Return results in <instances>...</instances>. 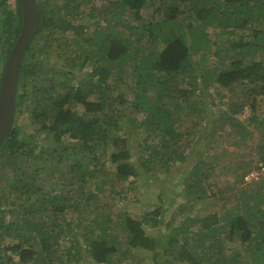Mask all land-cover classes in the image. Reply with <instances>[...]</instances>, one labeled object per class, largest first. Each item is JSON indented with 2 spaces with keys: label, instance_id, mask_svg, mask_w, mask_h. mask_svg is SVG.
Listing matches in <instances>:
<instances>
[{
  "label": "trees",
  "instance_id": "trees-1",
  "mask_svg": "<svg viewBox=\"0 0 264 264\" xmlns=\"http://www.w3.org/2000/svg\"><path fill=\"white\" fill-rule=\"evenodd\" d=\"M94 1L36 0L38 28L19 73L14 125L0 148V261L121 264L139 248L152 252L155 264H264V175L251 190L243 187L253 169L233 167L226 183L234 185L223 189L235 192L222 212L170 219L161 238L144 228L158 226L159 207L137 217L100 197L122 189L131 196L138 166L169 172L184 161L179 142L189 133L179 127L192 114L205 113L211 126L201 130L195 149L210 132L245 140L251 128L259 131L254 147L263 163L254 169L264 166V112L255 111L264 95V0H104L100 10ZM150 6L158 18L142 15ZM21 17L18 0H0V62ZM55 31L76 37L60 43ZM40 36L58 45L63 74L44 71L34 44ZM222 41L232 51L225 66L210 60L219 57ZM26 98L39 126L22 137ZM244 106L247 123L235 117ZM123 122L144 132L138 151L127 133L120 135ZM210 146L197 149L183 179L188 203L224 193L208 161ZM109 171L119 183L113 195ZM45 174L60 179V188L40 187Z\"/></svg>",
  "mask_w": 264,
  "mask_h": 264
},
{
  "label": "rangeland",
  "instance_id": "rangeland-1",
  "mask_svg": "<svg viewBox=\"0 0 264 264\" xmlns=\"http://www.w3.org/2000/svg\"><path fill=\"white\" fill-rule=\"evenodd\" d=\"M9 1L12 2L13 0ZM47 1L53 3L55 0ZM103 4L104 0L94 1L96 10H100ZM153 6H150L147 9H143L142 15L146 17H152L153 15V17L158 18L159 15H155L152 12ZM208 33L213 35L212 28L208 29ZM66 36L74 39L76 37V33L73 31H69L68 34H62V32L60 31H55L52 35V38L59 39V42L61 43L66 38ZM235 37L238 38L239 34H237ZM55 43V41L51 40L50 42L48 38L46 39L42 36L38 37L34 42V44L36 45V51L38 49L37 56H39V58L45 59L44 71L47 72L48 75H50L54 71L60 72V75L63 74L61 72V69H63L64 65L63 58L58 55L57 52L59 49L58 45L55 47ZM222 44L223 46H219V57L213 56L210 60H217L218 58L223 59L221 66H225V64L227 63L225 57L232 54V51L229 50V48H231L229 46V43L226 44L225 41H222ZM211 49H215V47ZM92 67L93 66L89 65L87 71L89 70V72H92ZM109 82L116 83L114 77H112ZM115 91H117V89H115ZM216 92L217 91L214 90V93ZM51 93H54V90H52ZM256 107L257 108L255 111H257V113L261 114L262 112H264V95L262 96V99L259 101ZM30 108V103L26 98L21 109V115L19 117L21 127L20 136L22 137H26L33 131V128L39 126V123L36 122L30 115ZM76 109H79V107H77ZM249 115V108L247 106H244V108L241 109L235 115V117H237L239 121H242V123H247L246 117ZM262 116H264V114H261V117ZM204 128L205 134L211 129L209 118L205 116V113L198 117L196 114H192L187 117L184 116L179 127V129H181L184 133H189L185 134L186 136H184L183 134L182 139L179 142V147L184 153L183 155L186 156L184 158V161L175 163L169 172L164 171V169H154L152 172L146 173L138 166L139 172L134 183L135 188L132 190L131 196H127L129 192L122 189L120 193L114 198L113 196L107 198L106 195H101V200L105 201L106 203H110L109 206H112L114 210L121 208L128 212H131L133 216L137 217H141L144 211H151L152 209L159 207L161 213L158 216V226L154 228H151L150 225L144 226L146 232L149 235L154 236L155 238H161V236H166L167 234H169L171 229L167 226V223H169L170 219H172L173 221H179L180 218L184 215L195 217L207 214L212 210H219L220 212H222L223 209L229 204L228 195L235 192L233 189H223L227 187L228 183L233 184V180H230L226 183V179H229L232 175L233 167L234 170H242L245 167H247L248 169H253L252 172H249L243 178V187H246L247 190H251V188L257 182H259L264 175V166L262 168H259V170L254 169L263 165V163L259 160L260 154H258V148L254 147L257 145V142L261 143L257 138L259 131L251 132V128H249L250 136L247 135L248 137L245 140H238L236 136L232 134H230L228 137H226L225 135L223 137L217 138L215 132H210V135L207 138H201V144L198 147L200 151L204 149V142L205 144L208 142L209 144H211L210 147L211 151L214 153V157L208 161H211L210 165L215 171L214 175L218 178L216 187H221L224 193L221 195H217L215 199L213 197H206L202 201L192 200L190 201V203H188L186 202V200H184L185 197L182 195L184 193L182 182L183 179L187 178L189 174V170L193 165L195 159V152L198 149H195L196 147H194L193 142L198 138L199 133H201V130ZM119 133L121 136H124L125 133H127L129 139L133 140V150L138 151L139 148L135 145L138 142V139H143L144 132H142L141 130L132 129L130 126H128L127 123L123 122L121 132ZM135 159H137L136 156ZM107 179V190L109 192L108 195H113L115 192L111 188V186L119 184L115 179L113 171H109ZM90 182L91 181L88 182L89 185ZM59 183H61L60 179L55 180L53 177L50 178L49 175L45 174L42 182L38 183V185L43 188H60ZM241 252L243 256L246 254V252L244 251ZM130 253L131 256L127 258L125 257V259L122 260L121 264H155L153 263L151 254L152 252L150 251H143L139 248H136ZM5 256L6 258H8L11 255L8 252ZM12 258L16 260L17 256L13 255ZM165 263L166 261L164 260L163 264ZM78 264L96 263H94L89 258H83V260H81Z\"/></svg>",
  "mask_w": 264,
  "mask_h": 264
},
{
  "label": "water",
  "instance_id": "water-1",
  "mask_svg": "<svg viewBox=\"0 0 264 264\" xmlns=\"http://www.w3.org/2000/svg\"><path fill=\"white\" fill-rule=\"evenodd\" d=\"M18 1L22 12L19 33L0 65V148L14 125L19 73L38 28L36 0Z\"/></svg>",
  "mask_w": 264,
  "mask_h": 264
},
{
  "label": "flooded vegetation",
  "instance_id": "flooded-vegetation-1",
  "mask_svg": "<svg viewBox=\"0 0 264 264\" xmlns=\"http://www.w3.org/2000/svg\"><path fill=\"white\" fill-rule=\"evenodd\" d=\"M3 62H0V65L2 66ZM11 260H6V262L4 263V261H0V264H10Z\"/></svg>",
  "mask_w": 264,
  "mask_h": 264
}]
</instances>
